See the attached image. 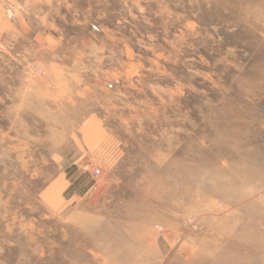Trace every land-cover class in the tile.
Masks as SVG:
<instances>
[{
	"label": "rangeland",
	"instance_id": "374dc122",
	"mask_svg": "<svg viewBox=\"0 0 264 264\" xmlns=\"http://www.w3.org/2000/svg\"><path fill=\"white\" fill-rule=\"evenodd\" d=\"M0 264H264V0H0Z\"/></svg>",
	"mask_w": 264,
	"mask_h": 264
},
{
	"label": "built area",
	"instance_id": "2783aa9c",
	"mask_svg": "<svg viewBox=\"0 0 264 264\" xmlns=\"http://www.w3.org/2000/svg\"><path fill=\"white\" fill-rule=\"evenodd\" d=\"M93 173H94L95 175H98V174H99V171H98V170H95V171H93Z\"/></svg>",
	"mask_w": 264,
	"mask_h": 264
}]
</instances>
